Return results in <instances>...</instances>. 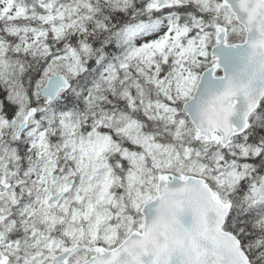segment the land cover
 Instances as JSON below:
<instances>
[{"label": "snow or ice", "instance_id": "snow-or-ice-1", "mask_svg": "<svg viewBox=\"0 0 264 264\" xmlns=\"http://www.w3.org/2000/svg\"><path fill=\"white\" fill-rule=\"evenodd\" d=\"M0 264H264V0H0Z\"/></svg>", "mask_w": 264, "mask_h": 264}]
</instances>
